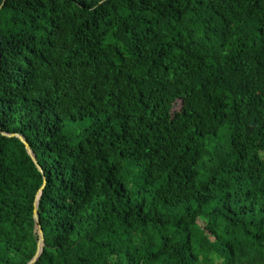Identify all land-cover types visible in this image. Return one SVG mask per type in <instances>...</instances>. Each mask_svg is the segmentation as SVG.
<instances>
[{"label":"trees","instance_id":"16d2710c","mask_svg":"<svg viewBox=\"0 0 264 264\" xmlns=\"http://www.w3.org/2000/svg\"><path fill=\"white\" fill-rule=\"evenodd\" d=\"M0 132V264H264V0H0Z\"/></svg>","mask_w":264,"mask_h":264},{"label":"water","instance_id":"95a60500","mask_svg":"<svg viewBox=\"0 0 264 264\" xmlns=\"http://www.w3.org/2000/svg\"><path fill=\"white\" fill-rule=\"evenodd\" d=\"M1 135H4L6 137H16V138H18L23 143V145L25 147V150H26L27 154L29 155V157L31 158L32 162L35 164L37 169L42 173V171H41V169H40V167H39V165H38V163L36 161L35 155L33 154V152L30 149V146L27 144V142L24 140V138L22 136L15 135V134L6 135L4 133H1ZM40 191L41 190H39V193L36 196V200H35V203H34V210H33V219H34L35 223L37 224V237H38L37 249H36V253H35L34 257L32 258V260L29 263H27V264H34L39 259L40 255L42 253V249L44 247V238H43L42 229H41V227L39 225L38 211H37L39 198H40Z\"/></svg>","mask_w":264,"mask_h":264}]
</instances>
